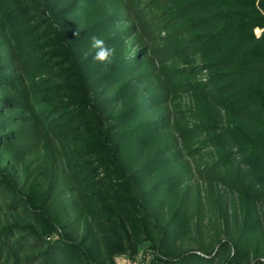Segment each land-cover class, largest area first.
Segmentation results:
<instances>
[{
  "label": "trees",
  "instance_id": "obj_1",
  "mask_svg": "<svg viewBox=\"0 0 264 264\" xmlns=\"http://www.w3.org/2000/svg\"><path fill=\"white\" fill-rule=\"evenodd\" d=\"M144 248L264 264V0H0V264Z\"/></svg>",
  "mask_w": 264,
  "mask_h": 264
},
{
  "label": "clouds",
  "instance_id": "obj_2",
  "mask_svg": "<svg viewBox=\"0 0 264 264\" xmlns=\"http://www.w3.org/2000/svg\"><path fill=\"white\" fill-rule=\"evenodd\" d=\"M76 35H79L76 33ZM91 48L95 50L93 59L101 64L110 65L116 56L115 47L109 46L101 36L93 35L90 37Z\"/></svg>",
  "mask_w": 264,
  "mask_h": 264
},
{
  "label": "rangeland",
  "instance_id": "obj_3",
  "mask_svg": "<svg viewBox=\"0 0 264 264\" xmlns=\"http://www.w3.org/2000/svg\"><path fill=\"white\" fill-rule=\"evenodd\" d=\"M147 252V251H146ZM145 248L142 250V252L136 257V258H132L128 255H123V256H119L117 258V264H133L134 262H136V264H142L144 262L145 257ZM150 254H147V258L145 259V261L149 259Z\"/></svg>",
  "mask_w": 264,
  "mask_h": 264
},
{
  "label": "built area",
  "instance_id": "obj_4",
  "mask_svg": "<svg viewBox=\"0 0 264 264\" xmlns=\"http://www.w3.org/2000/svg\"><path fill=\"white\" fill-rule=\"evenodd\" d=\"M255 31H256V33L259 35V34L261 33V31H262V28L257 27V28L255 29ZM133 264H136V262H134Z\"/></svg>",
  "mask_w": 264,
  "mask_h": 264
}]
</instances>
